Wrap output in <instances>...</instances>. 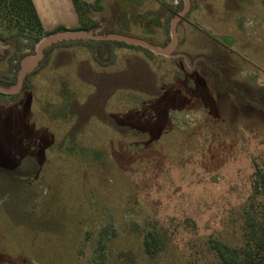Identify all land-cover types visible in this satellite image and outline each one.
Wrapping results in <instances>:
<instances>
[{
    "label": "rangeland",
    "instance_id": "rangeland-1",
    "mask_svg": "<svg viewBox=\"0 0 264 264\" xmlns=\"http://www.w3.org/2000/svg\"><path fill=\"white\" fill-rule=\"evenodd\" d=\"M176 1L104 0L96 33L144 37L136 24L150 18L155 42L168 44L184 2L177 12L163 2ZM233 6L191 0L170 57L133 46L136 55L125 56L114 46L103 59L85 41L53 45L27 89L0 94V264H190L209 237L242 245L243 210L264 203L252 198L256 165L264 169V0ZM0 42V73L18 76L35 49L11 64L13 43ZM63 54L71 61L59 67ZM130 58L148 63L161 95L118 90L106 111L125 131L92 118L71 150L67 107L95 90L77 64L118 72ZM153 223L172 240L150 259L143 239Z\"/></svg>",
    "mask_w": 264,
    "mask_h": 264
},
{
    "label": "trees",
    "instance_id": "trees-1",
    "mask_svg": "<svg viewBox=\"0 0 264 264\" xmlns=\"http://www.w3.org/2000/svg\"><path fill=\"white\" fill-rule=\"evenodd\" d=\"M72 1L79 17V27L76 30L93 31L98 29L100 23L96 19V15L104 9L103 0H95L94 2H87L85 0ZM239 1L241 0H226L227 8H230L233 4V9H237ZM163 3L167 9L173 12H177V9L183 7V0H180L179 6L176 8L165 2ZM0 28L13 31L9 35H5L0 30V40L11 41L13 43L14 53L10 60L11 64L17 61L18 54L25 47L34 50L43 38L50 34L66 30L64 27H59L53 32L45 31L33 0H0ZM109 33L113 32L104 31V34ZM223 41L231 44L232 40L229 37H223L221 38V42ZM89 43L93 44L97 42L89 41ZM100 43L102 45L118 43L125 46L138 47L152 53L140 46L128 45L124 42L101 41ZM100 51L104 53L103 59L106 56L108 57V49H100ZM64 56L67 58L66 60L64 59L65 61L56 60L55 63L57 66L69 62V55L65 54ZM126 63L127 66L124 71L99 72L93 69L90 61L80 62L78 68L79 79L92 85L95 90L83 103H79L74 98L69 102L65 116L74 118V124L68 134V140L71 141V145H69L71 150L75 149L76 134L92 118L100 120L103 124L117 132L125 131V128L121 127L106 111L108 101L118 90H135L151 96L161 95V90L157 86L155 73L150 69L148 63L139 58L127 59ZM30 77L31 73L24 81L23 90L28 88ZM16 82V75L10 76L9 74L0 73V85L11 87ZM0 94L6 96L1 92ZM64 145H66V141L62 142L59 147L62 148ZM252 192L254 201L259 196L264 195V169L259 165H256V170L252 176ZM243 220L242 245L232 246L219 238L209 237L201 243L200 252L193 255L194 259L192 258L190 264H264V203L257 204L252 209H244ZM104 233L105 230L101 232L102 235ZM171 240V234L165 226H161L158 223L151 224L144 233L143 239L146 256L150 259L157 258ZM105 249L106 243L103 236H101L98 243V257L104 258Z\"/></svg>",
    "mask_w": 264,
    "mask_h": 264
},
{
    "label": "water",
    "instance_id": "water-1",
    "mask_svg": "<svg viewBox=\"0 0 264 264\" xmlns=\"http://www.w3.org/2000/svg\"><path fill=\"white\" fill-rule=\"evenodd\" d=\"M184 8L182 11L172 19L170 27V42L165 47H157L152 43L127 36L119 33H96L98 29L93 31H83V30H65L57 33H53L43 38L35 47V55L28 56L21 61V69L17 76V82L11 87H5L0 85V92L6 95H15L21 92L24 86V81L26 77L32 73L41 63L44 58V53L49 47L59 44L65 41H118L124 42L128 45L140 46L145 48L156 55H161L165 57H170L179 45V35L177 31L178 23L180 20L190 11L191 0H183ZM2 44L0 42V49Z\"/></svg>",
    "mask_w": 264,
    "mask_h": 264
},
{
    "label": "crops",
    "instance_id": "crops-1",
    "mask_svg": "<svg viewBox=\"0 0 264 264\" xmlns=\"http://www.w3.org/2000/svg\"><path fill=\"white\" fill-rule=\"evenodd\" d=\"M87 2H94L95 0H85ZM33 3L35 5V8L37 10V13L39 15V18L41 20L42 26L45 31L47 32H53L59 27H64L66 30H76L79 27V17L78 14L75 10L74 4L72 0H33ZM103 7H104V0L102 1ZM104 10V9H103ZM127 22L130 20L129 17L126 16ZM150 18H148L147 22L143 23L142 21L140 23H137L136 25H139V31L143 34L144 37L142 36H131L129 35V31L127 29H122V31H112L113 33H119V34H124L127 36H131L134 38H139L146 40L153 45L157 47H165L166 41L165 39H161L157 43L155 42V36H158L157 32L152 31V24H151ZM101 25V24H100ZM125 28H128L129 25L124 24ZM131 27V26H130ZM147 31V32H146ZM88 45H91L92 47H96V50L98 48L100 49H109L110 47L114 46H122L120 48L115 47L114 50H119L120 53L124 54H129L131 55H136L135 53H131L128 50H131L129 47L131 46H125L121 45L118 43H112L110 45H102L98 41L97 43L90 44L89 42L85 41ZM125 46V47H124ZM66 50V49H62ZM112 51V49H111ZM126 54H125V53Z\"/></svg>",
    "mask_w": 264,
    "mask_h": 264
},
{
    "label": "flooded vegetation",
    "instance_id": "flooded-vegetation-1",
    "mask_svg": "<svg viewBox=\"0 0 264 264\" xmlns=\"http://www.w3.org/2000/svg\"><path fill=\"white\" fill-rule=\"evenodd\" d=\"M226 42V41H225ZM223 43H224V41H223ZM62 51H64V50H62ZM107 57V56H106ZM71 61V59H69V62ZM91 61V60H90ZM16 62V61H15ZM69 62H67V63H69ZM67 63H65V65L67 64ZM92 63V62H91ZM64 65V64H63ZM62 66V65H61ZM61 66H59V67H61ZM77 66H79V64H77ZM35 71V70H34ZM34 71L31 73V75L34 73ZM21 91H24L23 89L21 90ZM6 95V94H5ZM74 124V123H73ZM73 124H72V126H73ZM67 141H69L70 142V144H71V141L70 140H68V138H67Z\"/></svg>",
    "mask_w": 264,
    "mask_h": 264
},
{
    "label": "built area",
    "instance_id": "built-area-1",
    "mask_svg": "<svg viewBox=\"0 0 264 264\" xmlns=\"http://www.w3.org/2000/svg\"><path fill=\"white\" fill-rule=\"evenodd\" d=\"M176 3H177V4L179 3L178 0L176 1Z\"/></svg>",
    "mask_w": 264,
    "mask_h": 264
}]
</instances>
